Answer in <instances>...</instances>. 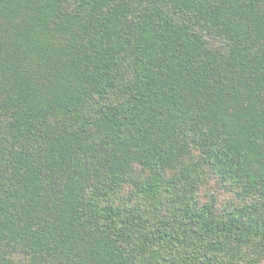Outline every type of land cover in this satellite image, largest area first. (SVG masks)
I'll use <instances>...</instances> for the list:
<instances>
[{"label":"trees","instance_id":"obj_1","mask_svg":"<svg viewBox=\"0 0 264 264\" xmlns=\"http://www.w3.org/2000/svg\"><path fill=\"white\" fill-rule=\"evenodd\" d=\"M264 264V0H0V264Z\"/></svg>","mask_w":264,"mask_h":264},{"label":"rangeland","instance_id":"obj_2","mask_svg":"<svg viewBox=\"0 0 264 264\" xmlns=\"http://www.w3.org/2000/svg\"><path fill=\"white\" fill-rule=\"evenodd\" d=\"M260 264H263L262 262Z\"/></svg>","mask_w":264,"mask_h":264}]
</instances>
